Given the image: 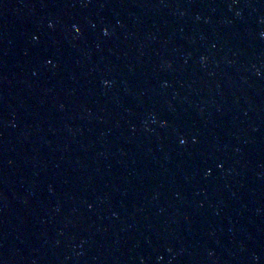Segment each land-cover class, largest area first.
Segmentation results:
<instances>
[{
	"label": "water",
	"instance_id": "obj_1",
	"mask_svg": "<svg viewBox=\"0 0 264 264\" xmlns=\"http://www.w3.org/2000/svg\"><path fill=\"white\" fill-rule=\"evenodd\" d=\"M0 264H264V0H0Z\"/></svg>",
	"mask_w": 264,
	"mask_h": 264
},
{
	"label": "snow or ice",
	"instance_id": "obj_2",
	"mask_svg": "<svg viewBox=\"0 0 264 264\" xmlns=\"http://www.w3.org/2000/svg\"><path fill=\"white\" fill-rule=\"evenodd\" d=\"M77 30H79V29H77ZM49 63H51V61H49Z\"/></svg>",
	"mask_w": 264,
	"mask_h": 264
},
{
	"label": "clouds",
	"instance_id": "obj_3",
	"mask_svg": "<svg viewBox=\"0 0 264 264\" xmlns=\"http://www.w3.org/2000/svg\"><path fill=\"white\" fill-rule=\"evenodd\" d=\"M105 83H107V82H105Z\"/></svg>",
	"mask_w": 264,
	"mask_h": 264
}]
</instances>
